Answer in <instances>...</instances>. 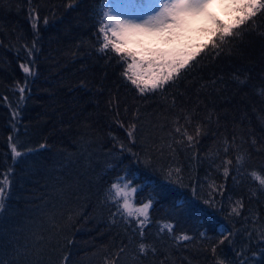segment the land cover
Segmentation results:
<instances>
[{
	"label": "trees",
	"instance_id": "16d2710c",
	"mask_svg": "<svg viewBox=\"0 0 264 264\" xmlns=\"http://www.w3.org/2000/svg\"><path fill=\"white\" fill-rule=\"evenodd\" d=\"M104 10L0 0V264H264V9L145 93L102 50ZM118 177L134 215L151 202L143 235Z\"/></svg>",
	"mask_w": 264,
	"mask_h": 264
},
{
	"label": "snow or ice",
	"instance_id": "6c2138e0",
	"mask_svg": "<svg viewBox=\"0 0 264 264\" xmlns=\"http://www.w3.org/2000/svg\"><path fill=\"white\" fill-rule=\"evenodd\" d=\"M212 2L213 0H169L166 3L164 0H155V14L148 15L146 19H141L139 22L121 19L119 15H113L109 9L103 13L106 23L100 28L104 39L102 50L111 47V51L126 63L123 75L140 93L160 89L171 81L195 55H198V51H186L191 43V25L194 19L205 14L206 7ZM230 3L242 13L235 24L224 26L214 16H208V19L217 27L221 43L225 37L232 35L233 28L255 16L257 10L264 9L262 0H230ZM105 7H109L108 0H105ZM212 35H216V32ZM199 47H206V45H199ZM21 68L24 73L31 74L28 66L21 64ZM20 91L23 93L24 89L21 88ZM128 135L131 137L132 132L129 131ZM188 140L191 141L192 137L188 136ZM11 150L14 157L21 155L16 147H12ZM253 175L261 185H264V178L255 173ZM122 183L123 187H121ZM8 186V177L0 179V211L4 208ZM127 189L128 184L123 182V178L118 177L108 190V199L123 198V202L116 205L118 210H122L121 214L125 218L136 219V225L143 235V228L149 219L151 202L136 208L134 215L127 197L134 194L137 189L132 188L130 192ZM239 209L238 203L232 208V212L240 215ZM164 228L172 230L171 225L168 224H165ZM179 239L188 240L189 237L184 235ZM144 251L145 245L142 243L140 252Z\"/></svg>",
	"mask_w": 264,
	"mask_h": 264
},
{
	"label": "rangeland",
	"instance_id": "374dc122",
	"mask_svg": "<svg viewBox=\"0 0 264 264\" xmlns=\"http://www.w3.org/2000/svg\"><path fill=\"white\" fill-rule=\"evenodd\" d=\"M169 2V0H164ZM109 7H105V11L111 12L113 15H119L121 19L136 20L139 22L141 19H146L148 15L155 14V0H108ZM216 9L218 12L223 13L224 16L233 15L237 10L235 6L230 3V0H213L205 9V14L193 20L191 25V45L200 42L201 37L207 31L214 28L208 16H215Z\"/></svg>",
	"mask_w": 264,
	"mask_h": 264
}]
</instances>
